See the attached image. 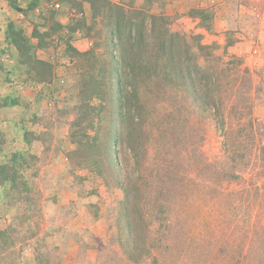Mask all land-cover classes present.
Returning a JSON list of instances; mask_svg holds the SVG:
<instances>
[{"label": "rangeland", "instance_id": "obj_1", "mask_svg": "<svg viewBox=\"0 0 264 264\" xmlns=\"http://www.w3.org/2000/svg\"><path fill=\"white\" fill-rule=\"evenodd\" d=\"M121 13L181 36L182 60L219 81L215 106L159 59L129 91L145 121L128 142L107 78ZM263 14L264 0H0V264H264Z\"/></svg>", "mask_w": 264, "mask_h": 264}, {"label": "trees", "instance_id": "obj_2", "mask_svg": "<svg viewBox=\"0 0 264 264\" xmlns=\"http://www.w3.org/2000/svg\"><path fill=\"white\" fill-rule=\"evenodd\" d=\"M115 15L116 14L113 16L115 17ZM121 16L118 23L114 20L115 18L111 21V24L113 23L111 32L114 36L118 37V42L115 41L113 46L114 48L115 46L118 48L119 57L117 61L118 66L111 68L107 78H109L112 85L119 82V85L116 84L113 86L114 90L112 94L115 95V103L112 105V113H114L113 117L115 120L123 126L122 131L125 136H127L128 142H135L136 138H138L136 130L140 131L145 121L142 112L143 106L139 102L138 96L133 97L132 94H137L139 79L142 81L144 79L142 77L151 71L152 65L155 66L158 65V62H161L159 59L163 61L161 63V68L166 74V79L169 80L171 76L177 84L184 85L190 91L191 98L196 103L212 107L215 106L216 101H218L215 97V92L217 91L219 81L212 77V73L208 69L203 68V66L196 61L193 62L191 55L187 60H185V58L182 60L183 54L185 53L182 52V47L178 44V39L181 36L173 32H159V35H157L158 26L154 23L151 24L149 32H146V26L143 24L145 21L144 16L141 18L143 23H134L135 20H125L124 23L122 20L125 18L124 13H121ZM116 18H119V15ZM151 18L154 20V16H151ZM134 27L135 31L137 29L136 33L132 32ZM151 38L156 39V44H151ZM77 54L80 53L77 52ZM151 54H156V60L150 61L148 59L147 55L151 58ZM113 57L114 60L117 59L115 54H113ZM185 61L188 63H184ZM190 61L192 62L190 63ZM171 72L173 73L171 74ZM138 76H140L139 79ZM128 77L135 81L131 82L133 83V88H131V90H128V83L130 84V82H125V78ZM129 91L132 93V97ZM99 96L101 98L104 97L102 91ZM9 102L15 104V100L13 99ZM114 138H117V134L115 133V135H113L111 133L105 136L104 140V156L111 164L113 163ZM118 138L120 141L121 135ZM92 139L93 141L89 142L90 144L85 143L90 146L89 148L91 149H93L94 146L95 136ZM7 179L11 182L13 181V178ZM126 187V197L130 200L131 205V201L133 200L129 190V183ZM129 207L126 209V225L130 231L135 232L131 246L129 247V254L130 258L134 257L138 260L146 251L144 248L145 242L138 233L139 230H137L138 224L137 220H135L134 209H129ZM1 232L3 231H0V233ZM141 241H143V244H141ZM133 249L136 252H133Z\"/></svg>", "mask_w": 264, "mask_h": 264}, {"label": "built area", "instance_id": "obj_3", "mask_svg": "<svg viewBox=\"0 0 264 264\" xmlns=\"http://www.w3.org/2000/svg\"><path fill=\"white\" fill-rule=\"evenodd\" d=\"M35 10H38V7L35 8ZM21 16H23V13H20ZM2 48L1 44H0V49Z\"/></svg>", "mask_w": 264, "mask_h": 264}, {"label": "crops", "instance_id": "obj_4", "mask_svg": "<svg viewBox=\"0 0 264 264\" xmlns=\"http://www.w3.org/2000/svg\"><path fill=\"white\" fill-rule=\"evenodd\" d=\"M263 15H264V14H263ZM0 32H1V31H0ZM1 36H2V35L0 34V39H1ZM4 37H5V36H4ZM2 39H4V38H2ZM2 42H3V41H2Z\"/></svg>", "mask_w": 264, "mask_h": 264}]
</instances>
